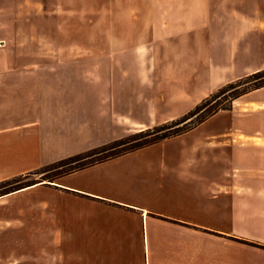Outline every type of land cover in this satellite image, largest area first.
<instances>
[{"label":"crops","instance_id":"0c3cea01","mask_svg":"<svg viewBox=\"0 0 264 264\" xmlns=\"http://www.w3.org/2000/svg\"><path fill=\"white\" fill-rule=\"evenodd\" d=\"M209 2L0 0V182L193 109L140 103L139 81L150 75L141 63L174 38L195 33L204 45ZM224 8L222 24L242 13ZM243 13V33L228 45L237 78L264 69V23ZM75 19L105 38L81 40ZM117 46L129 48L113 53ZM129 77L137 86L121 85ZM123 92L136 96L121 102ZM50 185L16 192L51 197L29 199L34 213L5 233H55L62 264H264V88L185 134Z\"/></svg>","mask_w":264,"mask_h":264},{"label":"rangeland","instance_id":"374dc122","mask_svg":"<svg viewBox=\"0 0 264 264\" xmlns=\"http://www.w3.org/2000/svg\"><path fill=\"white\" fill-rule=\"evenodd\" d=\"M209 4L215 10L211 16L214 22L209 31H204L203 35L199 34L204 38V45H201L193 33L182 38H174L169 41V44L156 45L151 48L150 62L148 63L146 60V63H141V69H149L150 75L144 76L139 81L138 85L145 86L139 93L140 103L148 102L150 99L155 103L157 110L162 112H169L167 102L175 106L177 102L181 101V103L195 107L221 86L247 76L236 77L237 73L232 63L233 58L229 61L228 45L231 42L234 43L237 39L236 36L243 33V24L239 22L242 19L239 17H244L245 9L251 10L253 23L259 22L260 17L264 23V0L262 2L261 0H210ZM229 4L241 9L242 13L230 15L229 20L222 24L218 12L223 11L224 6L228 7ZM261 5L262 13H254L259 10ZM211 17H209V21ZM95 19L98 18H92V20ZM75 24L76 34L81 36V40L92 37L99 41L106 36L104 32L90 35L87 31L82 30L84 27L82 22L80 25L77 22ZM122 48L129 47H113V53L121 52ZM127 53H131V51ZM131 67V63L125 61V69H132ZM121 85L137 86L136 79L129 77V79H124ZM133 96L136 94L119 93V101L129 102ZM170 110L172 113L179 111ZM158 125L161 124H156L153 127ZM0 145L3 146V143ZM3 176L0 174V179ZM34 179H41V176L31 177V180ZM38 197H51V195L35 189L11 194L0 199V264H37L42 255L57 254L55 252L59 250L57 246L59 237L54 238L55 233H5L6 230L14 231L23 227V220L28 219L27 215L34 213L30 210L35 209L34 206L27 203L29 199ZM58 235L59 233H57ZM59 257V259L54 258L52 262H49L62 264L64 255L60 253Z\"/></svg>","mask_w":264,"mask_h":264},{"label":"trees","instance_id":"16d2710c","mask_svg":"<svg viewBox=\"0 0 264 264\" xmlns=\"http://www.w3.org/2000/svg\"><path fill=\"white\" fill-rule=\"evenodd\" d=\"M261 88H264V69L221 86L179 118L67 157L27 174L1 181L0 198L38 184L51 186L50 183H55L63 176L185 134L218 112L230 110L235 100ZM35 176H41V179L31 180V177Z\"/></svg>","mask_w":264,"mask_h":264}]
</instances>
